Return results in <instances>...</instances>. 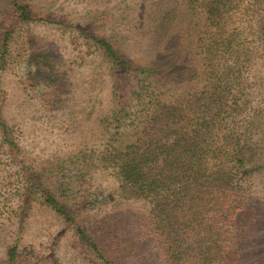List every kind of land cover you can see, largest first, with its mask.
<instances>
[{
    "label": "trees",
    "instance_id": "trees-1",
    "mask_svg": "<svg viewBox=\"0 0 264 264\" xmlns=\"http://www.w3.org/2000/svg\"><path fill=\"white\" fill-rule=\"evenodd\" d=\"M5 1L13 8L15 21L0 36V68L9 55L15 27L34 20L23 0ZM190 1L203 24L189 62V86L183 78L174 84L168 76L175 63L168 12L162 14L166 21L143 64L114 40L90 36L108 66L111 121L115 128L124 119L131 123V138L117 145L108 142L96 158L115 178L117 204L141 201L145 207L137 222L140 231L127 241L121 230L111 228L116 225L107 215L85 226L82 212L93 209L96 202L86 200L77 206L74 194L79 190L70 181L79 178L69 180L71 176L61 171L51 172L43 181L40 173L45 172L34 169L22 155L0 114L1 143L17 155L14 181L17 177L23 184L20 206L28 210L34 202L49 208L102 264H126L122 253L131 254L145 237L154 250L149 257L138 254L142 258L138 264L158 258L164 264H237L241 238L253 222L248 198L259 167L254 163L259 141L253 138L252 118L261 119V130L264 112L251 113L249 104L254 85L264 87V0L246 5L245 0ZM257 65L263 67L262 76L254 70ZM242 115L245 119L240 122ZM105 203L102 195L100 205ZM16 253V243L9 245L5 263L16 264Z\"/></svg>",
    "mask_w": 264,
    "mask_h": 264
},
{
    "label": "rangeland",
    "instance_id": "rangeland-1",
    "mask_svg": "<svg viewBox=\"0 0 264 264\" xmlns=\"http://www.w3.org/2000/svg\"><path fill=\"white\" fill-rule=\"evenodd\" d=\"M23 3L34 20L20 22L8 41L9 55L0 68L1 118L22 155L34 169L45 172H39L42 180L51 172L61 171L71 176L69 180L79 178L70 181V186L79 190L74 194L77 206L86 200L96 202L93 209L82 212L87 219L85 226L107 215L109 223L116 225L111 228L121 230L127 241L138 233L137 222L145 207L141 201L117 204L115 178L96 158L108 142L117 145L128 141L131 123L123 118L121 127L115 128L111 121L114 105L108 66L90 36L114 40L136 63L143 64L149 60L146 52L154 48V39L166 21L162 14L168 12L167 23L174 33L170 52L175 61L168 76L174 84L183 78L189 86V62L195 56V41L203 22L190 0ZM13 17V8L0 0V36L7 24H13ZM254 70L263 75L262 66H254ZM251 92V113L259 109L264 112V87L254 85ZM244 119L242 115L239 121ZM252 121L256 126L253 138L259 141L254 163L259 167L248 198L253 222L241 238L237 264H264V127L260 130V118L254 116ZM1 138L0 131V264H6L5 250L14 243L16 264H102L49 208L34 202L28 210L20 206L19 188L23 184L17 177L14 181L17 155L1 143ZM102 195L106 203L100 205ZM134 249L131 254L121 252V261L138 264L142 259L138 254L149 257L154 250L147 237ZM161 263L158 258L150 264Z\"/></svg>",
    "mask_w": 264,
    "mask_h": 264
}]
</instances>
